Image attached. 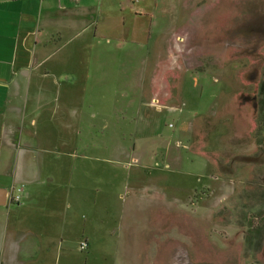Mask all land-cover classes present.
Here are the masks:
<instances>
[{
	"label": "rangeland",
	"instance_id": "rangeland-1",
	"mask_svg": "<svg viewBox=\"0 0 264 264\" xmlns=\"http://www.w3.org/2000/svg\"><path fill=\"white\" fill-rule=\"evenodd\" d=\"M130 1L148 14L128 22L121 46L101 38L99 49L114 46L108 67L100 58L102 69H91L85 84L58 93L59 111L41 138L46 151L36 153L55 178L54 208L71 221L54 226L52 234L65 238L60 246L55 238L47 257L54 264H264L257 131L264 0H229L224 25L215 26L228 36L226 56L196 50L202 67L187 76L198 84L188 80L164 106L148 100L156 87L148 86L157 39L175 27L180 0ZM191 2L200 14L210 5ZM78 47L75 40L67 48ZM156 75L170 86V73ZM88 235L95 245L81 247Z\"/></svg>",
	"mask_w": 264,
	"mask_h": 264
},
{
	"label": "crops",
	"instance_id": "crops-1",
	"mask_svg": "<svg viewBox=\"0 0 264 264\" xmlns=\"http://www.w3.org/2000/svg\"><path fill=\"white\" fill-rule=\"evenodd\" d=\"M228 2L210 0L201 14L191 0L175 3L180 8L175 27L157 39L148 89L156 87L150 102L164 106L188 80L198 84L195 75L187 76L202 67L196 50L226 56L228 36L225 39V30L220 33L215 26L224 25ZM163 5L166 14L167 4ZM145 13V7L130 0H0V188L8 189L7 203L0 205V264H54L47 254L55 247V238L59 236L60 246L64 237L52 234L54 226L71 221L54 208L57 195L49 186L55 178L44 174L49 167L43 156H36L47 148L41 138L49 135L59 111L58 93L85 84L91 69L94 73L102 69L100 58L108 67L114 46L99 49L101 38H116L121 46L133 28L128 22ZM75 40L77 51L67 48ZM157 73L164 77L170 73V86L165 81L157 84ZM61 112L63 119V108ZM19 191L21 202L11 203ZM86 241L91 248L95 245L91 235ZM129 245H124V258L129 256Z\"/></svg>",
	"mask_w": 264,
	"mask_h": 264
},
{
	"label": "trees",
	"instance_id": "trees-1",
	"mask_svg": "<svg viewBox=\"0 0 264 264\" xmlns=\"http://www.w3.org/2000/svg\"><path fill=\"white\" fill-rule=\"evenodd\" d=\"M259 96H260V100H259L260 101L259 102V112L260 113H259V116L257 119V124H258L257 125V131H258V136L264 137V82L260 86V95ZM260 141H261V139L259 140V144L261 143ZM260 147H261V144H260ZM262 195H264V194H262ZM261 217H262L261 218L262 224H261L260 228L262 229V228H264V212H262ZM255 231H257V230H255ZM87 245H88V243H87ZM87 245L85 247H87Z\"/></svg>",
	"mask_w": 264,
	"mask_h": 264
},
{
	"label": "water",
	"instance_id": "water-1",
	"mask_svg": "<svg viewBox=\"0 0 264 264\" xmlns=\"http://www.w3.org/2000/svg\"><path fill=\"white\" fill-rule=\"evenodd\" d=\"M7 188H0V205H5L7 203Z\"/></svg>",
	"mask_w": 264,
	"mask_h": 264
},
{
	"label": "built area",
	"instance_id": "built-area-1",
	"mask_svg": "<svg viewBox=\"0 0 264 264\" xmlns=\"http://www.w3.org/2000/svg\"><path fill=\"white\" fill-rule=\"evenodd\" d=\"M11 199H12V201L19 202L20 201V195L17 194L15 196L11 197ZM86 245H87V242H85V241L81 242V247H85Z\"/></svg>",
	"mask_w": 264,
	"mask_h": 264
},
{
	"label": "flooded vegetation",
	"instance_id": "flooded-vegetation-1",
	"mask_svg": "<svg viewBox=\"0 0 264 264\" xmlns=\"http://www.w3.org/2000/svg\"><path fill=\"white\" fill-rule=\"evenodd\" d=\"M259 95H260V91H259V93H258ZM260 100V96H259V99H258V101H257V119H258V116H259V101Z\"/></svg>",
	"mask_w": 264,
	"mask_h": 264
}]
</instances>
